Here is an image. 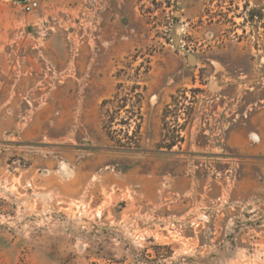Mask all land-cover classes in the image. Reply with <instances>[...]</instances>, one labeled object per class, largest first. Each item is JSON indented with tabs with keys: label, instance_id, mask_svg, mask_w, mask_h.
Here are the masks:
<instances>
[{
	"label": "rangeland",
	"instance_id": "obj_1",
	"mask_svg": "<svg viewBox=\"0 0 264 264\" xmlns=\"http://www.w3.org/2000/svg\"><path fill=\"white\" fill-rule=\"evenodd\" d=\"M30 1L0 0V264H264V0Z\"/></svg>",
	"mask_w": 264,
	"mask_h": 264
},
{
	"label": "built area",
	"instance_id": "obj_2",
	"mask_svg": "<svg viewBox=\"0 0 264 264\" xmlns=\"http://www.w3.org/2000/svg\"><path fill=\"white\" fill-rule=\"evenodd\" d=\"M38 8V1L36 0H31L30 2L26 3L24 5V9L27 11V12H33L35 11L36 9Z\"/></svg>",
	"mask_w": 264,
	"mask_h": 264
},
{
	"label": "bare ground",
	"instance_id": "obj_3",
	"mask_svg": "<svg viewBox=\"0 0 264 264\" xmlns=\"http://www.w3.org/2000/svg\"><path fill=\"white\" fill-rule=\"evenodd\" d=\"M176 29V28H175ZM179 30V29H178ZM176 32H179V31H176ZM256 136V135H255Z\"/></svg>",
	"mask_w": 264,
	"mask_h": 264
}]
</instances>
